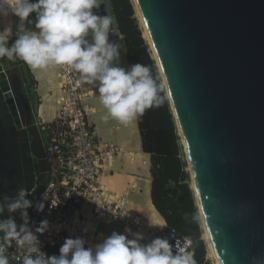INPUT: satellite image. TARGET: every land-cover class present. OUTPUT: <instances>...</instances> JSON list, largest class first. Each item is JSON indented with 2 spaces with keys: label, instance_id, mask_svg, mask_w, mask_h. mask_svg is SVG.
I'll return each mask as SVG.
<instances>
[{
  "label": "water",
  "instance_id": "water-1",
  "mask_svg": "<svg viewBox=\"0 0 264 264\" xmlns=\"http://www.w3.org/2000/svg\"><path fill=\"white\" fill-rule=\"evenodd\" d=\"M135 2L213 254L252 264L264 257V0ZM16 90L0 66V199L31 196L45 166Z\"/></svg>",
  "mask_w": 264,
  "mask_h": 264
},
{
  "label": "clouds",
  "instance_id": "clouds-1",
  "mask_svg": "<svg viewBox=\"0 0 264 264\" xmlns=\"http://www.w3.org/2000/svg\"><path fill=\"white\" fill-rule=\"evenodd\" d=\"M105 0H0V19L12 15L18 22L0 30V59L20 60L33 70L60 66L76 72L80 82L93 85L105 113L101 120L127 124L143 116L146 110L161 107L166 97L158 77L142 63L121 66V46L109 39L113 34L114 17L98 15ZM95 10V11H94ZM34 14V19L30 15ZM15 36L14 41L9 40ZM19 189L15 197L0 199V264H10L8 249L15 246L22 255V264H196L189 252L192 241L156 237L144 244L142 233L112 232L101 243L85 247L82 237L66 238L59 255L41 250L39 235L49 232L48 220L34 229L30 226L28 209L44 211V203L26 197ZM19 212L22 223L13 214ZM187 218V216H186ZM199 221V214L192 216ZM149 227L163 229L162 219L149 221ZM252 264H264V257H254Z\"/></svg>",
  "mask_w": 264,
  "mask_h": 264
},
{
  "label": "built area",
  "instance_id": "built-area-1",
  "mask_svg": "<svg viewBox=\"0 0 264 264\" xmlns=\"http://www.w3.org/2000/svg\"><path fill=\"white\" fill-rule=\"evenodd\" d=\"M116 38H112L115 40ZM58 90L63 95L55 118L48 123L38 121L35 125L39 135L45 133L47 144L44 148L45 169L41 172L46 181L41 193L32 201L43 202V212L35 207L28 209L30 226L34 229L42 220H48L49 232L39 235L41 250L47 255H59V248L66 238L82 237L85 247L101 243L105 237L98 226H120L119 234L128 239L133 236L125 232L144 236L145 244L156 237L167 236L172 243L190 240L169 228L154 233L143 227L139 214L129 210L128 191L111 193L101 183V176L113 162L127 153L117 144L100 141L88 119V109L83 99L90 96L89 86L83 85L76 72L59 66ZM133 161V156H128ZM39 184L34 188L38 190ZM17 224L22 223L19 213L14 215ZM193 243L189 248L192 253ZM10 262L22 264L23 253L15 246L8 249Z\"/></svg>",
  "mask_w": 264,
  "mask_h": 264
},
{
  "label": "trees",
  "instance_id": "trees-1",
  "mask_svg": "<svg viewBox=\"0 0 264 264\" xmlns=\"http://www.w3.org/2000/svg\"><path fill=\"white\" fill-rule=\"evenodd\" d=\"M109 4L117 30L123 37L129 66L136 63L149 66L152 74L158 77L162 89L161 95L166 97L155 62L142 38L131 0H109ZM12 42L10 41L9 44ZM0 61L6 66L20 69L25 80V91L31 96L32 85L28 79L27 64L20 60L0 59ZM137 125L142 151L150 156V195L154 209L166 222L167 228L192 240V256L196 264H208L200 220L192 219V216L197 214V208L188 183L189 175L181 157L179 137L167 98L161 107L148 109L143 116L138 117ZM33 135L36 137L35 132ZM45 167L46 165L42 164L43 170ZM45 181L46 179L40 176L38 190L26 198L32 200L39 196L41 185Z\"/></svg>",
  "mask_w": 264,
  "mask_h": 264
},
{
  "label": "crops",
  "instance_id": "crops-1",
  "mask_svg": "<svg viewBox=\"0 0 264 264\" xmlns=\"http://www.w3.org/2000/svg\"><path fill=\"white\" fill-rule=\"evenodd\" d=\"M108 15V10L106 12ZM30 19H34V14L30 15ZM18 22L17 18L9 15L6 18L0 19V30H3L9 23L12 24L13 32ZM113 34H110L111 41L118 42L121 46V66L129 67L126 56V48L123 38L115 33L117 30L112 28ZM119 33V32H118ZM112 38H116L112 40ZM15 36L10 41H14ZM21 75L20 69L16 67ZM28 79L31 81L32 95L29 102H35V116L38 121L45 123L51 122L57 113L63 101V95L58 90V72L59 66L49 67L46 70H33L27 65ZM80 80L79 75L76 73ZM25 82V80H23ZM85 86H89L90 96L83 99V104L88 109V119L93 127L96 137L105 143L117 144L122 146L127 155L113 162L108 171L101 176L105 182L103 186L111 193L128 191L129 210L139 214L143 220V227L151 232L157 233L162 230L156 227H149V221L159 220L163 218L156 212L151 202V174H150V156L143 153L140 133L137 125V119L121 124L115 120L104 122L101 116L105 113L102 105L98 100V92L93 85L81 82ZM133 156V161H130L129 155ZM33 200V199H32ZM31 200V201H32ZM9 214L5 212L0 219L5 218ZM112 228V226H108ZM105 238L112 233L109 231L100 232ZM141 243H144L143 240ZM145 244V243H144ZM192 255V253H190ZM10 264H14L11 263Z\"/></svg>",
  "mask_w": 264,
  "mask_h": 264
},
{
  "label": "rangeland",
  "instance_id": "rangeland-1",
  "mask_svg": "<svg viewBox=\"0 0 264 264\" xmlns=\"http://www.w3.org/2000/svg\"><path fill=\"white\" fill-rule=\"evenodd\" d=\"M131 3H132V5H133V7H134V11H135V18H136V20H137V22H138V26H139V28H140V30H141V32H142V37H143V39L145 40V42H146V44H147V40L145 39V37H144V34H143V30H142V27H141V24H140V22H139V18H138V16H137V12H136V9H135V5H134V3H133V0H131ZM108 15L109 16H112L111 15V10L109 9L108 10ZM112 28H114L115 30H117V27H116V23H115V20H114V23H113V25H112ZM118 31V30H117ZM120 34V33H119ZM122 37V36H121ZM123 38V37H122ZM147 47H148V49H149V46H148V44H147ZM149 51H150V49H149ZM151 53V52H150ZM151 56H152V54H151ZM152 58H153V56H152ZM0 66L8 73V74H10L11 75V77H12V79H13V81H14V83H15V85H16V87H17V90H16V94L17 95H19V97H20V99H21V101H22V103H23V105L26 107V109H27V119H28V121H29V127L28 128H30L31 129V131H32V133H37L38 134V128H37V126L35 125V123L36 122H38V119L36 118V116H35V109H36V104H35V102H30L29 103V98H30V96H28V93L25 91V82L22 80V78H21V75L19 74V71L16 69V67H9V66H6V65H4V63L3 62H1L0 61ZM29 103V104H28ZM177 135H178V131H177ZM179 137V136H178ZM41 138H42V140H43V143L46 145L47 144V140H46V136H45V133L44 132H41ZM179 145H180V147H181V157H182V159H183V161L185 162V164H186V172L188 173V175H189V170H188V164H187V162H186V158H185V154H184V150H183V146H182V143H181V141H180V138H179ZM105 182V180L104 179H101L100 180V183L103 185V183ZM188 183H189V185L191 186V179H190V175H189V181H188ZM30 197V196H29ZM5 212H7V211H5ZM16 214V213H15ZM14 215V214H13ZM5 218H7V217H5ZM4 219V218H3ZM120 230H121V227L120 226H116V225H113L112 226V228H108V226H106V225H103V224H101V225H99L98 226V231L99 232H105V231H107V232H117V233H119L120 232ZM202 237H203V232H202ZM202 240H203V242H204V244H205V246H206V261L208 262V264H214V262L212 261V259H211V257L208 255V249H207V244H206V242H205V240L202 238Z\"/></svg>",
  "mask_w": 264,
  "mask_h": 264
},
{
  "label": "bare ground",
  "instance_id": "bare-ground-1",
  "mask_svg": "<svg viewBox=\"0 0 264 264\" xmlns=\"http://www.w3.org/2000/svg\"><path fill=\"white\" fill-rule=\"evenodd\" d=\"M133 3L135 5V9H136L137 16L139 18V22H140L141 27H142V30H143L144 37L147 40V44H148L149 49H150V52H151V54L153 56V60H155V62H156L155 64H157L155 53H154V51H153V49L151 47V44L149 42V39H148V34H147V29H146L145 23L142 21V17H141V15H140V13L138 11V8H137V6L135 4L136 3L135 0H133ZM158 73H160V71ZM161 81H163V79ZM178 136L180 138V141L182 143V146L184 147V141L182 139V136H181L180 132H178ZM188 170H189V174H191L189 164H188ZM191 188H192V190H194V185H193V182L192 181H191ZM200 224H201V228H202V232H203V237L202 238L205 240V242L207 244L208 255L211 257V259L214 262V264H218V261L216 259V256L213 254L211 243L209 242V239L207 237V229L205 227V223L203 222V219L201 218V216H200Z\"/></svg>",
  "mask_w": 264,
  "mask_h": 264
}]
</instances>
